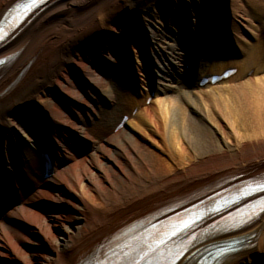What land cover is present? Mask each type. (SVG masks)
<instances>
[{
    "label": "bare ground",
    "instance_id": "1",
    "mask_svg": "<svg viewBox=\"0 0 264 264\" xmlns=\"http://www.w3.org/2000/svg\"><path fill=\"white\" fill-rule=\"evenodd\" d=\"M229 1L48 0L28 8L30 0H0V21L22 7L29 13L0 37V59H12L0 69L2 264H33L22 244L35 247L36 264H78L103 239L125 232L118 243L128 244L148 214L199 188L264 173V2ZM159 14L172 32H162ZM145 33L153 45L143 42ZM146 42L153 58L144 60ZM94 49L118 51L98 57L106 60L96 61L102 74L89 65ZM226 70V80L203 86L210 73ZM112 75L128 85L116 108L104 79ZM104 105L112 106L109 114L99 112ZM198 117L220 136L191 134L201 130ZM65 137L92 151L72 154ZM46 147L53 175L44 181ZM103 157L118 167L110 172L118 188L107 189L93 174L89 184L79 177L78 169ZM230 238L243 239V248L220 264H264V214L217 240ZM187 257L179 264L197 263Z\"/></svg>",
    "mask_w": 264,
    "mask_h": 264
},
{
    "label": "rangeland",
    "instance_id": "2",
    "mask_svg": "<svg viewBox=\"0 0 264 264\" xmlns=\"http://www.w3.org/2000/svg\"><path fill=\"white\" fill-rule=\"evenodd\" d=\"M233 1H238V0H232L231 1V3H230V1H229V7H232L231 5H233ZM239 1H243V0H239ZM261 2H264V0H260ZM160 12V11H159ZM161 13V12H160ZM124 14V13H123ZM126 14V13H125ZM162 21L163 20V22H165V24H164V27H162V32H172L171 31V28H173V23L171 22V21H169L168 19L166 20L164 17H162V15L161 14H159L158 15V17H156V21L158 22V21ZM119 23H121V22H119ZM260 23H264V18H263V20L260 22ZM158 24V23H157ZM257 25V24H256ZM119 26H121L122 27V25L120 24ZM143 33H144V30H143ZM148 34H149V37L152 35L151 34V32L148 30ZM142 36V40H143V42L144 41H146V40H150V38L148 37V36H146V33L145 34H143V35H141ZM243 37H246V35H243ZM121 39H122V37H121ZM111 41H112V39H110ZM110 42V41H109ZM150 42H151V44L153 45V43H152V40H150ZM153 42H155V40H153ZM145 46L147 47V52L146 53H143V56H146L145 58L146 59H144V60H147V59H152L153 58V54H152V52L149 50V46H148V44H147V42H146V44H145ZM180 48V47H179ZM181 49V48H180ZM95 50V49H94ZM142 50V49H141ZM94 54H91L92 56H91V58H92V63L90 64L89 63V65L90 66H93V67H95V69H97L98 71H99V73L100 74H102V70H101V67L102 66H98L99 64L98 63H96V61H100L99 60V56L100 55H103V56H107L109 53H112L113 55H115V56H118V55H116V53H118V51L116 52L115 50H109V51H107V50H102V51H99V50H95L94 52H93ZM140 54H142L141 52H140ZM93 56H95L94 58H93ZM90 57V56H89ZM99 57V58H98ZM103 62L105 63L106 62V60H104V58L102 59L101 58V61L99 62V63H102L103 64ZM108 63V62H107ZM111 67H112V65H111ZM73 77L72 78H74V79H76V73L75 72H73V75H72ZM104 79H106L105 80V83L107 84V86L109 87V93H111L113 96H114V99H115V103H114V106H113V108H116L117 106V104L119 103V100H120V98L121 99H123L124 98V96H126V95H128V93H127V88H128V85L125 83V81H123V82H121L120 80H118V78H116L115 76H113L112 75V77L111 76H107V77H105ZM79 91H80V93H88V91L84 88V87H79ZM173 95H175V96H178V93L177 94H175L174 92L172 93ZM153 100H155V98H153ZM155 103V101L153 102L152 101V103H148V104H154ZM155 105L157 106V103H155ZM184 105V104H183ZM112 106L111 105H104L102 108H101V110L99 111L101 114H107L108 112H110L111 110H109L110 108H111ZM189 109V108H188ZM191 110V109H190ZM195 120V122H194V124H196V126L197 127H200L201 128V130H198V129H194V128H191V134H197V133H200V132H203V137H211V136H220V135H218L217 133L215 134V131H216V129L215 128H213V127H211L212 129H213V134L211 133V132H209V129L207 128V125H206V123H204V122H202V121H200V119H199V117H198V119H194ZM20 123V122H19ZM168 120L165 122V125H166V127L168 126ZM193 124V125H194ZM192 124H190L189 126H191ZM136 127V126H135ZM192 127V126H191ZM190 129V128H189ZM192 129H193V131H192ZM203 129H205L206 131H202ZM211 130V129H210ZM180 135H182V132L180 133ZM18 136H19V138H20V136H21V134H18ZM9 138H10V136H9ZM9 138H7V140H6V144L7 145H10V139ZM9 139V140H8ZM65 142H66V145L68 146V148L69 149H71V150H69V151H71V153L73 154L74 153V149L76 148H78V149H80V150H82L83 152H82V154H80L78 157H80L81 155H84V154H87L88 152H91L92 150H89L90 149V146L88 147V145L89 144H87V145H85V143H84V140H82V139H80L79 138V140H78V137H77V139L76 138H68V137H65ZM79 141V142H78ZM68 142L69 143H72L73 145H68ZM120 142V140L118 139V140H116V142H114V144L116 143V144H118ZM124 142V141H123ZM125 143V142H124ZM80 144V145H79ZM81 146H83V149H82V147ZM74 147V148H73ZM77 149V150H78ZM115 149V145H114V147H113V150H112V156H113V158L114 157H116V153H115V151L116 150H114ZM4 151H5V148H4ZM73 151V152H72ZM98 164H99V168L97 167L98 166ZM112 165L114 166V163H110V161H108L105 157H103V158H99V161L98 160H95V162H87V165H86V167H87V169L85 168V170H81V169H78L77 170V172H78V174H79V177H81L82 179H83V184L85 183V184H89V182H90V180H93L91 177H92V175L91 174H93V176L95 175V176H97L98 177V179L96 180V181H98L99 180V182H101L104 186H106V188L107 189H113V188H118L119 187V184H121V182H120V179L116 176V175H114V174H111L110 172H111V167H112ZM114 168L118 171V167H116V166H114ZM104 170H110L109 171V174H104ZM94 176V177H95ZM107 176V177H106ZM120 177V176H119ZM95 181V180H94ZM118 185V187H116ZM97 190L99 191V189L97 188ZM97 191V192H98ZM96 193V192H95ZM110 198V196L111 197H114V196H112L111 194H106V193H103L102 194V196H104L105 198L107 197V196ZM108 199V198H107ZM36 208V207H35ZM37 209H39V207L37 208ZM49 230H50V232L53 234V235H55V234H57V231H56V229H55V227H53L52 225H51V227L49 228ZM22 248L24 249V251L27 253V254H29L30 255V260L32 261V263L33 264H36V260H35V258H34V256H33V252H34V248L35 247H31L29 244H25V245H23L22 244ZM0 264H2V262H0Z\"/></svg>",
    "mask_w": 264,
    "mask_h": 264
},
{
    "label": "snow or ice",
    "instance_id": "3",
    "mask_svg": "<svg viewBox=\"0 0 264 264\" xmlns=\"http://www.w3.org/2000/svg\"><path fill=\"white\" fill-rule=\"evenodd\" d=\"M37 0H30V4L27 7H30L32 4H36ZM3 27L0 26V35L3 34ZM245 193V198L249 195H257L258 193H264V177H255L253 182L249 183L247 187L243 190ZM260 208L264 212V197L260 199ZM192 225L189 221H181L178 225H173L170 230H164L158 232L143 243L139 247L133 248L135 255H130L126 249L129 246H125V249H122L121 252L128 258L129 264H143L144 261H147V264H152L153 257H156L163 253V250L167 249L169 241L177 236H180L181 233ZM169 254L171 255V250L169 249ZM178 255V253H176ZM98 264H112L109 259H101Z\"/></svg>",
    "mask_w": 264,
    "mask_h": 264
}]
</instances>
